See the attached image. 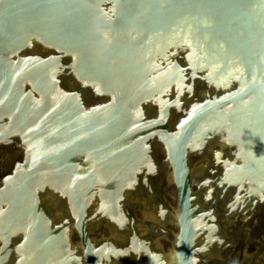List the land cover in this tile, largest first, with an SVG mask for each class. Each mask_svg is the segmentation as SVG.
<instances>
[{
	"label": "water",
	"instance_id": "1",
	"mask_svg": "<svg viewBox=\"0 0 264 264\" xmlns=\"http://www.w3.org/2000/svg\"><path fill=\"white\" fill-rule=\"evenodd\" d=\"M34 43L49 52L30 48ZM202 85L216 95L197 107L193 100ZM35 94L40 102H33ZM98 94L109 102L91 104ZM83 97L97 110L89 117L82 113ZM143 108L159 115L147 119ZM1 113L17 119L7 131L0 118V144L22 140L28 154L7 180L0 204L32 206L27 192L34 176L52 172L58 188H73L83 213V185L88 200L99 187L116 191L126 182L121 176L146 156L142 143L160 141L178 196L172 216L179 218V264L197 263L195 240L203 237L205 217L214 219L211 211L201 217L193 185L203 188L207 201L220 191H238L228 215V203L218 201L219 240L233 241L232 249L217 251L218 259L264 226V0H1ZM213 125L232 127L237 146L216 130L201 143L197 135ZM217 137L219 148H211ZM83 155L120 177L83 178ZM194 155L206 158L196 174L190 173ZM65 174L73 175L68 185ZM26 211L18 219L25 215L36 236V215ZM167 264H178L174 250Z\"/></svg>",
	"mask_w": 264,
	"mask_h": 264
},
{
	"label": "flooded vegetation",
	"instance_id": "2",
	"mask_svg": "<svg viewBox=\"0 0 264 264\" xmlns=\"http://www.w3.org/2000/svg\"><path fill=\"white\" fill-rule=\"evenodd\" d=\"M32 46L49 52V49H44L41 43H34L30 48ZM207 89V85H202L201 88L197 86L196 98L193 100L197 107L205 106L209 101L214 100L215 90L211 91L209 95ZM35 95L33 102H40L39 96ZM83 99L86 108L82 109V113L85 117H89L92 112L97 111L88 107L89 101L94 104L97 99L100 105L109 102V98L104 95L101 97L100 94L97 97L94 95L92 100L89 98V101L86 97ZM168 100L169 98L163 102L167 103ZM102 111L99 109V112ZM142 114L147 119H152L159 115V110L143 108ZM0 118L4 123L3 128L8 131L11 130L17 115L1 113ZM215 126L213 125V128L210 129L211 132L197 135L201 143L207 137H212L210 133L216 130ZM204 127L207 129L209 126ZM221 129L216 131H226L225 138H228L230 147L237 146L231 140L232 127L228 130ZM219 139L220 137L211 139L209 146L219 148ZM142 144L146 150V156L138 163H136L137 159L133 160L136 164L130 167V172L121 176L126 179V182L121 184L119 189L109 191L99 187L93 193L92 199L88 200L89 191L83 185L78 194L81 196V202L86 205L83 213L80 212L72 198L73 188L71 187L70 190L58 188L54 184V179H57V176L52 172L38 173L34 176L33 186L27 192L33 201L32 206L22 204L24 207L20 209L17 204L1 203L0 264H167L168 255L173 250L179 264V240L177 239L180 229L179 218L177 215L175 221L172 216L174 212H178L176 188V210L174 212L171 213L169 203L164 196L165 190L166 192L169 190L170 183L173 184L172 178L171 181L169 178L171 167L168 151L165 144L160 141H147ZM233 149L237 154L241 152L238 147ZM0 154L2 155L0 158V197L3 199L7 180L17 176L15 171L26 162L28 150L26 143L22 140H12L0 144ZM206 156L210 161V154H206ZM202 157L204 156H192L190 173L196 174L202 170L199 168L195 172L192 167L194 160ZM243 162L244 158L238 161L239 165ZM78 165L83 170H87L82 173L83 178L85 174L97 178V181L108 175L110 178L120 177L119 174L111 176L103 173L104 171L97 165L95 159L89 155H83L82 161ZM209 168H211L210 164L206 166L205 171ZM212 170L216 173L217 169L213 167ZM63 177L67 180L68 185L73 175L65 174ZM211 179L216 180L217 177L216 179L209 178V180ZM173 186L175 187L174 184ZM197 187V185H193V193L196 190L195 197L200 204L201 217L211 211L214 219L205 217L207 218L205 222L209 221V223L200 231L202 239L195 240L194 262H197L196 264H219L221 261L217 257V251L226 252L227 249H232L233 241L219 240L222 230L220 225H217L219 219L218 201L228 203L229 212L226 213L228 215L231 210L235 211L234 207L230 205L236 200L238 191L235 194L231 193L230 196L227 193L224 195L220 191V194L214 193L207 201V198L202 195L203 190H200L203 188L197 190ZM246 190H243L242 193H245ZM215 191L216 189H214ZM257 205L252 203L253 207ZM247 206L248 203L240 208L245 209ZM26 208L33 209V213L36 215V236L30 235L33 228L25 215H21L22 222L18 219L21 211L24 214L27 213ZM171 226L174 228V234L170 229ZM212 227H214L213 230ZM201 228V226H197V231ZM45 232H49L50 237H46ZM107 233L110 238H106ZM241 240L233 252L239 259L237 264H245V259L249 258L247 256L249 241L244 238ZM258 256L259 252L255 257L258 258Z\"/></svg>",
	"mask_w": 264,
	"mask_h": 264
},
{
	"label": "rangeland",
	"instance_id": "3",
	"mask_svg": "<svg viewBox=\"0 0 264 264\" xmlns=\"http://www.w3.org/2000/svg\"><path fill=\"white\" fill-rule=\"evenodd\" d=\"M1 157L2 155L0 154V158ZM205 159V157H202L194 160L192 165L194 171L199 168L203 169V167L205 166ZM169 178L171 181V172ZM164 196L165 200H167L169 203L170 209L174 212L176 210V195L175 187L172 183H170L168 192H166L165 190ZM106 238H110V235L108 233L106 235ZM245 240L249 241L247 245V256L249 258L245 259V264H264V226L255 233L249 235ZM234 250L235 248L230 253L219 258V260L221 261V263L219 264H237L239 262V259L237 258V255L233 254ZM257 252H259L258 258L255 257V255H257Z\"/></svg>",
	"mask_w": 264,
	"mask_h": 264
},
{
	"label": "bare ground",
	"instance_id": "4",
	"mask_svg": "<svg viewBox=\"0 0 264 264\" xmlns=\"http://www.w3.org/2000/svg\"><path fill=\"white\" fill-rule=\"evenodd\" d=\"M191 164V163H190ZM172 182H173V179H172Z\"/></svg>",
	"mask_w": 264,
	"mask_h": 264
}]
</instances>
